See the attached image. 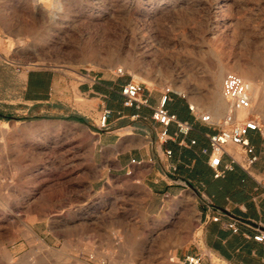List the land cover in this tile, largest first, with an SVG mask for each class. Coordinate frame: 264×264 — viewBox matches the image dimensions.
Returning a JSON list of instances; mask_svg holds the SVG:
<instances>
[{
    "label": "rangeland",
    "instance_id": "rangeland-1",
    "mask_svg": "<svg viewBox=\"0 0 264 264\" xmlns=\"http://www.w3.org/2000/svg\"><path fill=\"white\" fill-rule=\"evenodd\" d=\"M50 11L58 18L33 0H0V264H178L195 204L164 226L137 186L112 194L95 179L89 126L26 112L24 78L54 71L81 107L80 73L116 75L185 95L221 122L229 106L214 116L206 101L228 76L256 65L264 86V0H63ZM251 117L264 139V117Z\"/></svg>",
    "mask_w": 264,
    "mask_h": 264
},
{
    "label": "crops",
    "instance_id": "crops-1",
    "mask_svg": "<svg viewBox=\"0 0 264 264\" xmlns=\"http://www.w3.org/2000/svg\"><path fill=\"white\" fill-rule=\"evenodd\" d=\"M79 76L85 81L79 80L74 92L82 99L81 107H76L69 102V84L65 86L57 73L30 72L21 88V98L29 106L26 112L36 116L35 110L42 108L41 114L86 123L96 141V165L101 170L96 181L112 189V194H129L128 186H137L154 200L155 222L173 225L177 212L195 204V229L188 232L189 246L175 253L178 260L210 253L223 264H264V243L253 239L256 226L264 225V189L257 181L264 170V139L259 132L250 133L259 156L251 169L253 176L234 164L232 170L216 178L210 165V137L219 127L202 122L200 114L190 110L193 105L188 99L172 92L167 103L171 114L191 125V132L183 135L176 124L163 127L153 119L166 90L147 88V106L127 107L122 89L129 78ZM104 109L111 115L102 130L99 122ZM165 130L169 139L162 142L160 135ZM229 164L231 159L224 157L221 169ZM228 222H235L241 232L230 231ZM204 264H210L209 260Z\"/></svg>",
    "mask_w": 264,
    "mask_h": 264
},
{
    "label": "built area",
    "instance_id": "built-area-1",
    "mask_svg": "<svg viewBox=\"0 0 264 264\" xmlns=\"http://www.w3.org/2000/svg\"><path fill=\"white\" fill-rule=\"evenodd\" d=\"M122 73V72H121ZM147 86L143 83L130 81L122 89V95L125 99L127 107H141L149 104L148 99L144 96ZM173 91L166 89L159 107L154 110L153 119L162 125L168 127L171 124L178 126L179 132L188 135L192 127L190 124L182 122L177 115L171 114L167 109V103L170 100V94ZM222 94L227 102L229 109L226 116L221 122H215L211 115H205L190 105V110L196 114H200L202 122L219 127V132L210 137L211 159L210 165L215 171V177L221 178L226 171L232 170L234 164L241 165L251 176L252 167L257 163L259 156L256 148L250 141L251 132H260L261 127L256 119L250 115L253 108L252 93L246 81L238 75L228 76L223 83ZM186 99L185 95H182ZM240 112H248L246 118L240 119ZM111 111L104 109L99 122L100 129H106ZM169 139L167 131H163L160 140L166 142ZM193 144L196 142L193 141ZM171 155V152H168ZM224 157L231 159V164L221 169ZM260 187L264 189V170L263 175L258 180ZM216 220H219L218 218ZM227 228L233 233H240L241 230L235 222H228ZM258 232L253 239L258 243H264V225H258L255 228ZM205 259L210 264H223L210 253H204L199 256H188L183 260H179L178 264H204Z\"/></svg>",
    "mask_w": 264,
    "mask_h": 264
},
{
    "label": "bare ground",
    "instance_id": "bare-ground-1",
    "mask_svg": "<svg viewBox=\"0 0 264 264\" xmlns=\"http://www.w3.org/2000/svg\"><path fill=\"white\" fill-rule=\"evenodd\" d=\"M12 1H16V0H12ZM33 3L37 9L41 10L45 14H50L52 20H55L58 17L56 16V13L50 11V7L54 5H58L59 7L60 5L62 6L63 0H33ZM90 54L91 56H95L96 54L95 50H92ZM38 65H40V63L38 62L31 63L28 64L25 69L28 71L29 69L32 68V66H38ZM239 70L242 75L241 77L244 78L246 82L247 81L249 82L247 83L252 93L253 108L250 111V115L253 113H257L262 115V117H264V86H261L257 81V79L262 76L261 70L259 69L258 66L252 64L241 66ZM206 105L209 107L210 112L214 116H220L222 113L226 111L228 107V104L225 101L222 93L220 95H218V93L211 94L206 101ZM248 114H249L248 112H240L238 116L240 119H243L246 118ZM7 126H8L7 123L5 122L1 123L0 121V128L2 130L7 129ZM29 233L33 236L34 239L40 240L39 235L37 234V232L34 230L33 227L30 228Z\"/></svg>",
    "mask_w": 264,
    "mask_h": 264
}]
</instances>
